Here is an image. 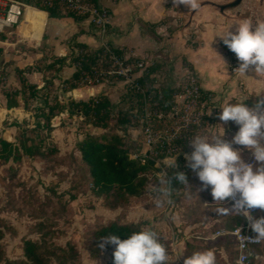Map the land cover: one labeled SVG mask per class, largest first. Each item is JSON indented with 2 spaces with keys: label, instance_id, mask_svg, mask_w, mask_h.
I'll list each match as a JSON object with an SVG mask.
<instances>
[{
  "label": "rangeland",
  "instance_id": "rangeland-1",
  "mask_svg": "<svg viewBox=\"0 0 264 264\" xmlns=\"http://www.w3.org/2000/svg\"><path fill=\"white\" fill-rule=\"evenodd\" d=\"M215 1L219 5H227L235 0ZM3 8L5 3L0 1V10ZM183 10L185 15H179L176 25L167 26L166 37H157L160 40L164 38L171 40L174 33L179 30L183 31L178 39L183 40L179 46L181 51L188 47L195 51L198 47H220L228 54L229 68L233 77L237 78L238 90L242 91L244 83L238 78L241 73L235 70L239 66V61L234 53L218 40L209 46L208 38L204 39L202 33L205 30L203 27L191 26L190 23L186 26L190 17L186 11L190 12V7L186 6ZM223 13L237 20L257 14L264 16V0H242L237 7ZM31 15L28 10L26 19L30 26H25L22 18L18 24L6 29L5 38L9 40L6 45L7 57L0 49V138L6 136L10 142L18 146L22 136L26 135L33 137L45 151L55 148L58 152L36 158L25 157L21 162L0 160V231L3 234L0 239V264L24 260L23 247L27 240L37 243L45 250L50 259L49 264H110L114 249L107 245L100 249L99 243L92 240V233L96 228L115 220L138 224L142 228L153 227L172 253L171 260L175 259L178 252L184 250L186 242H190L201 250L211 248L216 254V264H235L238 253L234 247L228 245V240L210 239L212 233L206 232L211 228L210 223L215 224L214 214L212 205L203 203L201 193L196 192L200 181L194 171L193 182L188 184L189 190L187 186L184 191L175 193L170 205L155 207L152 193L165 172L170 178L173 170L188 168L185 153L192 150L188 139L198 133L212 132L219 127L215 125L217 123L225 127V122L218 119L220 109L213 107L221 106L226 100L235 102L242 98H250L252 95L244 96L236 91L229 94H214L202 89L204 94L210 96L203 111L198 103L192 101L193 98L182 95L186 91L189 73L188 70H180L181 67L178 71L177 68H170V65L176 62L170 59V54L171 56L175 54L176 49L170 41L158 50L160 55L156 58L158 62L153 60L154 63L148 64L147 59L128 60L143 62L146 68L143 73L137 71L134 78L147 74L149 69L154 68L155 72L150 77L154 82L153 88L177 90L176 94L179 95L176 97L175 111L165 113L162 116L163 122L158 124L153 118L157 116L156 112H160V108L152 101L151 96L145 106L149 113L148 117L140 114L137 117L138 121L133 118L132 125L123 127L118 123L120 112L127 110L130 115L137 116L138 108L135 106L130 109L131 103L123 100L128 91V83L107 82L103 85V92L107 93L105 96L112 102V116L107 128L96 127L81 116L70 115L67 111L71 100L84 101V95L75 97L66 91L64 79L68 78L72 70L64 69L59 74L46 70V66L63 53L55 46L43 43L42 39L36 45L23 42V36L30 37L32 33H36L32 25L36 21L31 20ZM35 26L40 32L44 24ZM62 45L66 53H69L73 46L72 37L63 40ZM181 51L178 54H181ZM183 66L192 69L186 59ZM191 71L197 76L194 69ZM21 77L26 78L30 84L41 86L38 98L29 99L25 103L22 94L19 93L16 96L19 107L8 109L6 94L22 92ZM44 81L48 82L46 86L43 84ZM78 86L82 87V82ZM253 96L257 99L255 94ZM47 106L55 107L60 112L51 120L53 128L51 133L44 127L45 117L42 115L49 113ZM212 108V113L206 116ZM133 122L137 124L133 125ZM147 126H151L155 137H166L173 144L171 145L173 150L168 158L160 160L159 166L151 171L147 189L139 199H134L129 206L111 208L94 192L89 171L82 163L76 145L89 135L116 134L123 138L134 154L142 153L147 148L145 141ZM156 126H161L160 130H157ZM234 134V131L225 130L224 138L231 140ZM235 147L247 150L243 146ZM251 156L249 151L246 162L252 161ZM175 157L176 167L173 169ZM189 191L192 193L189 194ZM190 254L191 252L187 256ZM186 257L183 254L173 264H183Z\"/></svg>",
  "mask_w": 264,
  "mask_h": 264
},
{
  "label": "clouds",
  "instance_id": "clouds-1",
  "mask_svg": "<svg viewBox=\"0 0 264 264\" xmlns=\"http://www.w3.org/2000/svg\"><path fill=\"white\" fill-rule=\"evenodd\" d=\"M173 3L193 9L199 7L196 0H173ZM208 31L209 46L218 40L234 53L239 61L235 70L252 76L246 74L251 70L257 81L264 77V16L245 17L221 29L209 26ZM261 94L264 92L255 94L257 99L251 107L245 104L249 97L235 102L226 100L221 106L213 107L220 109L219 121L234 122L238 125L237 131L231 140H227L224 138L225 128L217 123L215 125L219 127L212 132L198 133L188 139L192 150L185 153L188 168L200 181L198 191L209 190L213 204L218 205L214 209L215 214L235 213L248 222L255 235L243 236L242 244L249 240H264V216H254L250 211L253 208L264 210V95ZM213 108L206 116L212 113ZM235 146L249 150L252 161L246 162L241 155L242 149ZM171 177L176 183L187 185L189 190L185 172L173 171ZM172 178L167 172L159 178L152 193L155 207L172 203ZM227 201L231 203L226 207ZM106 245H114L113 264H169L168 249L153 227L145 226L133 231L125 239L108 234L102 237L99 248L104 249ZM183 254L184 251L178 252L171 264ZM183 264H216V254L211 248L194 250L184 258Z\"/></svg>",
  "mask_w": 264,
  "mask_h": 264
},
{
  "label": "trees",
  "instance_id": "trees-1",
  "mask_svg": "<svg viewBox=\"0 0 264 264\" xmlns=\"http://www.w3.org/2000/svg\"><path fill=\"white\" fill-rule=\"evenodd\" d=\"M50 18H61L62 14L57 12L55 9L47 10ZM68 16L75 19H82L75 17L71 14ZM74 49H77L78 53L73 52L69 57L63 59H57L56 61L46 66L47 71L54 72L57 64L64 65L67 59L70 60L71 65L76 68V71L71 78L64 81L67 85V89L72 91L78 88V84L81 82L84 72H90L91 69L99 63L103 51L100 48L90 49L84 44H74ZM114 51L123 56V52L117 48ZM58 70V69H57ZM155 72L154 68L148 70L147 74L139 78L138 82L146 89V95L151 97L152 101L158 103L159 106L171 107L174 96L177 93L176 89L170 88H153L154 82L150 78L151 74ZM48 82H45V86ZM20 85L22 86V92H12L6 94L7 108H17L19 103L16 99L19 93L22 94V98L26 103L29 99H36L40 93V89L35 84L28 83L27 79L21 77ZM154 94V95H152ZM143 96L140 93L135 92L132 88L128 87L127 93L123 96V100L131 103L130 109L135 106L138 108V115H130L129 111H121L118 123L125 127L132 125V119L143 114ZM255 97L252 95L250 98L245 100V104L253 106L255 104ZM233 102V101H232ZM49 113L42 114L45 117V126L51 133L53 128L51 126V120L57 116L60 112L55 107H49ZM43 112L44 110L41 109ZM67 111L70 115H79L85 120L91 122L94 126L100 128H107L108 121L112 116V102L107 96H100L96 99H89L88 101H75L71 100L67 107ZM207 119V118H206ZM208 120H210L208 118ZM137 122H133V125ZM226 132H236L238 125L232 121L225 123ZM232 128V129H231ZM76 150L81 158L82 163L89 171V175L92 180L94 192L101 198L107 206L111 208H119L123 206H129L134 199H139L146 191L149 184L151 171L155 169L154 161H149L147 164H142L140 160V153L138 158L133 159V150L124 142L123 138L116 134H101V135H89L81 142L76 145ZM58 152L57 149L52 148L49 151H45L37 141L30 136H22L19 141V145L16 146L8 140L6 136L0 138V160L3 162H9L10 160L21 162L23 158H36L42 156L54 155ZM249 150H242V158L246 161L248 158ZM166 155H160V158H165ZM252 157V156H251ZM181 167V166H180ZM173 171H183L186 173L188 184L193 182L192 170L188 168L175 169ZM172 171V172H173ZM172 178V177H170ZM172 186L174 187L173 195H176L178 191H184L187 185L176 183L175 179L172 178ZM200 186L196 187V192L201 193L203 203L212 204V211L214 219L218 222L211 226L207 231L214 234L218 230H232L245 222L242 216L235 213H229L228 215H216L214 209L218 206L213 204L211 194L209 190L198 191ZM225 202V206H229ZM255 216H264V213L257 214ZM142 227L138 224L122 222V221H110L105 225L96 228L92 233V240L95 243L101 242L103 236L108 234L118 235L121 239L127 238V235L133 231H137ZM3 237L0 231V239ZM223 240H228V245L234 247L237 250L236 241L231 236L220 237ZM219 239V238H218ZM162 240V239H161ZM165 244V242L162 240ZM264 240L260 246L254 247L251 250V258L249 264H263L260 259L263 256L264 248H262ZM114 249V245H107ZM169 253V264H171V256L169 248L165 244ZM24 256L25 259L20 262H9L8 264H49V257L45 254V250L40 245L33 241L27 240L24 242ZM194 250H201L190 242H186L184 245V256L186 257L189 252ZM1 255V252H0ZM258 257V258H256ZM256 259V260H254ZM110 264H113V252L111 253ZM236 264V263H235Z\"/></svg>",
  "mask_w": 264,
  "mask_h": 264
},
{
  "label": "crops",
  "instance_id": "crops-1",
  "mask_svg": "<svg viewBox=\"0 0 264 264\" xmlns=\"http://www.w3.org/2000/svg\"><path fill=\"white\" fill-rule=\"evenodd\" d=\"M196 2L199 4V7L193 9L189 6L191 11H186V14L189 13L190 15L186 22V26L190 23L191 26L197 25L198 27H203L205 29L202 31L204 39L208 38L209 26H215L217 29H221L238 21L233 16L223 13L228 9L221 11L220 7L223 5H219L215 0H196ZM101 4L109 9L112 17L113 33L109 36L108 40L114 48L122 51L126 58L147 59V63L150 64L151 62L152 64L154 63L153 60L160 57V55H158V50L162 45L170 43L171 41L176 49L174 50L175 54H172V56L170 54V59H174L176 62L174 65H170V68H177V71L179 67H181L180 70L182 71L190 70L183 66V61L186 59V61L190 63L191 68L195 70L199 78L200 86L204 91L214 94H229L236 91L242 93L244 96H249L264 90V77H262L260 81H257L255 79V73L249 70L246 74L252 76L240 74L238 77L242 79L244 83L243 90L239 91L237 88V78L233 77L229 68L228 54L220 47L216 48L215 46H211L214 49L211 47H198L196 51L188 47L181 51L179 46L183 40L178 39L183 31L179 30L174 33L171 40L167 38L160 40L157 37H166L167 26L176 25L179 15L185 13L183 10L186 8L185 5L174 4L173 0H101ZM31 16V20L33 19L36 21V23H34L35 25L44 24V26L39 32V28L32 24L33 28L36 29V33H32L30 37L23 36L22 40L29 45H36L42 39L43 43L46 42L49 45L55 46L63 55L55 58L52 62L57 59L71 56L74 52V44L76 43L84 44L90 49H97L99 46V39L94 34L90 23L86 19H75L66 15L55 19L50 18L46 13L37 11L32 13ZM31 20L29 21L31 22ZM24 24L25 26L31 25L27 22L26 16L24 17ZM6 31L0 33V49H2V52L7 57L8 49L6 45L9 40L5 38ZM69 37L73 39V50L71 49L69 53H66V50L62 47V42ZM179 51H181V54H178ZM218 54L222 56L226 64ZM156 61L158 62V60ZM64 69L72 70V73L68 78L64 79V81L71 78L76 71V68L71 65L70 60L67 59L64 65L57 64L54 73H62ZM43 84L45 85V81ZM37 86L41 88V86ZM103 90V85L94 87L78 86V88L72 91L66 88L69 95H75V97L84 95V101L107 95ZM205 204L209 203L206 202ZM217 222V220H213V223ZM210 225L212 226L211 223ZM260 259L264 264V256H261Z\"/></svg>",
  "mask_w": 264,
  "mask_h": 264
},
{
  "label": "built area",
  "instance_id": "built-area-1",
  "mask_svg": "<svg viewBox=\"0 0 264 264\" xmlns=\"http://www.w3.org/2000/svg\"><path fill=\"white\" fill-rule=\"evenodd\" d=\"M5 3V8L0 10V33H4L6 29L18 24L22 18L27 15L28 10H34L37 12H43L48 14L47 10L55 9L63 16L69 14L86 19L99 39L98 48L102 49L103 54L99 59V63L94 66L91 71L84 72V76L81 79L83 86L94 87L98 85H104L107 82L125 81L129 87L135 92L140 93L143 97V114L142 116L148 117L149 113L145 109L146 104L149 101V96L146 95V89L138 82L139 78L145 74L134 78V74L139 71L143 73L146 70L143 62H129L128 58L124 55H118L113 46L109 42V36L113 33L112 31V17L108 8L101 4V0H0ZM75 53H78L77 49H74ZM188 82L185 87V92L182 95H189L193 98L192 101L198 103L199 106L205 109V104L210 99L208 94H204L201 86L199 85L198 77L191 71L188 70ZM179 95L175 94L171 107H161L155 102L156 106L160 108V112H156L157 115L154 117V121L158 124L163 122L162 116L165 113L175 111L176 109V97ZM204 113V112H203ZM205 115V114H204ZM155 124V123H154ZM158 126V125H157ZM157 130H160L157 127ZM151 126L146 127V149L140 153V160L142 164H147L149 161H154L155 167L159 166L160 160H164L169 157L172 150L171 142L166 137H155L152 133ZM159 140V141H158ZM161 149L159 150L157 146ZM165 154V158H160V155ZM133 159L138 158V154L132 155ZM231 203V201H228ZM255 216L260 213H264V210L253 208L250 210ZM240 228V231H239ZM255 234L251 231L248 222L245 220L243 224L232 229V230H218L212 234L209 238L216 239L225 236H231L235 239L237 245V261L236 264H249V260L252 256L251 250L254 247L259 246L262 240L255 241L249 240L246 243H241L243 236L252 237ZM176 257V256H175Z\"/></svg>",
  "mask_w": 264,
  "mask_h": 264
},
{
  "label": "water",
  "instance_id": "water-1",
  "mask_svg": "<svg viewBox=\"0 0 264 264\" xmlns=\"http://www.w3.org/2000/svg\"><path fill=\"white\" fill-rule=\"evenodd\" d=\"M242 2V0H235L234 2L228 4V5H223L220 7L221 11H224L225 9H231V8H235L237 7L240 3Z\"/></svg>",
  "mask_w": 264,
  "mask_h": 264
},
{
  "label": "bare ground",
  "instance_id": "bare-ground-1",
  "mask_svg": "<svg viewBox=\"0 0 264 264\" xmlns=\"http://www.w3.org/2000/svg\"><path fill=\"white\" fill-rule=\"evenodd\" d=\"M31 13H34V12H36V11H34V10H29Z\"/></svg>",
  "mask_w": 264,
  "mask_h": 264
}]
</instances>
